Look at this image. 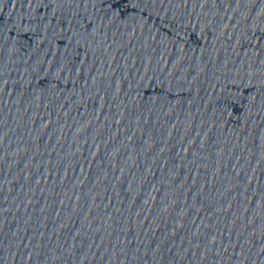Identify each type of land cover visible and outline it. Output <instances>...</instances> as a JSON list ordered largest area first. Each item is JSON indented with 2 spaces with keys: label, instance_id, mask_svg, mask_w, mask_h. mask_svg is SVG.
Segmentation results:
<instances>
[{
  "label": "water",
  "instance_id": "95a60500",
  "mask_svg": "<svg viewBox=\"0 0 264 264\" xmlns=\"http://www.w3.org/2000/svg\"><path fill=\"white\" fill-rule=\"evenodd\" d=\"M0 264H264V0H0Z\"/></svg>",
  "mask_w": 264,
  "mask_h": 264
}]
</instances>
